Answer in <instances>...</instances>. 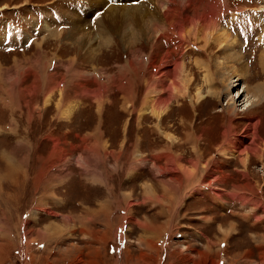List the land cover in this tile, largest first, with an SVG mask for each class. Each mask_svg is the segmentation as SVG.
<instances>
[{
  "label": "rangeland",
  "instance_id": "obj_1",
  "mask_svg": "<svg viewBox=\"0 0 264 264\" xmlns=\"http://www.w3.org/2000/svg\"><path fill=\"white\" fill-rule=\"evenodd\" d=\"M207 1L198 4L218 24L212 39L207 30L160 38L150 25L125 40L102 23L113 12L122 20L132 1L0 0V264H255L242 254L243 230L232 251L225 240L204 244L217 224L198 213L224 205L231 217L243 206L229 210L224 189L209 191L228 176L260 183L264 195V93L246 109L253 91L238 97L264 85V0ZM229 16L237 24L225 26ZM225 31L235 44L216 40ZM177 61L189 90L158 119L147 84Z\"/></svg>",
  "mask_w": 264,
  "mask_h": 264
},
{
  "label": "bare ground",
  "instance_id": "obj_2",
  "mask_svg": "<svg viewBox=\"0 0 264 264\" xmlns=\"http://www.w3.org/2000/svg\"><path fill=\"white\" fill-rule=\"evenodd\" d=\"M91 1H92V3H91ZM94 1L95 0H88V2H90L93 5L95 4ZM97 1H98V3H101V0H97ZM156 1H157V3H155V7H153L154 4H153L152 0H145V1L141 0V1H136L134 3H130L129 2V5L126 4V3L122 4V6L119 5L124 10V16L120 17L122 20H118L117 18H113V16H114V12H113L112 14L108 15V17L110 18L108 20V22L107 23H105V22L102 23L103 29L108 27L111 30L113 29L114 32H118V33H120L122 35L124 33V36H123L124 39H125V37H127L126 36L127 34H130L133 37L134 36L137 37V35H139L141 31H145L147 29V26H149V28H150V25L152 27V28H150L151 32L154 35L155 34L158 35V37H160V38H161L160 31H163V34H165L166 36H171V34L173 33V34L179 35L180 37H187L189 34H191V36H192V32H201L203 30H207L208 31V37L212 36L211 37V39H212L214 37V35H215V30L219 29L218 24L212 18V15L210 13H208V9H207V5L208 4L205 5V3H204L205 6L199 5L198 4L199 0L198 1L197 0H156ZM176 1H178L179 3L175 4ZM206 2H208V1L206 0ZM166 3H168V4H166ZM169 3H171L174 6L173 7L172 6H168V5H170ZM201 4H203L202 1H201ZM155 8L158 10L157 12H161V17L163 19V22L160 21L161 18L159 20L157 19V23H155V26H154L150 22L152 20H155L154 19V9ZM116 9H117V7H116ZM116 9L114 8V9H112V11L116 10ZM118 9H119V7H118ZM217 19H218V16H217ZM84 27L85 26H83L82 31L85 30ZM134 27L137 28L138 32H136L135 29H134L135 31H133ZM156 27H158V28L156 29ZM100 28H99V30H103L102 27H100ZM150 29H148L147 31H149ZM111 30H109V31H111ZM147 31L145 33H147ZM225 32H219L218 34H216V37H215L216 40L218 39V41H222V42L224 41L225 42L224 46H226V47H228L227 39H229V41L231 40L230 42L232 44H235L236 42L233 41L229 37L227 32L226 33ZM135 33H137V34H135ZM74 35H76V34H74ZM147 35H148V33H147ZM87 38H88V35L85 36L83 39L85 41H87ZM213 40L216 42L215 39H213ZM225 50H226V48H225ZM138 55H140L139 52L135 53V55L133 57L134 60H139L140 59V58L138 59V57H139ZM230 55L231 56H229V55L228 56L229 57L233 56V57H235L234 59L240 57L239 54L234 53V49H233V52L232 51L230 52ZM166 58H170L169 49L166 52ZM260 58H261V61H259L258 64H259V66L261 65V69H264V53L260 54ZM202 60H204V59H202ZM231 60H233V58ZM166 62H171V60H166ZM198 62L203 63V61H200V60H198ZM143 63H145V62H143ZM139 64H141V63H139ZM144 65L145 64H143V66ZM227 65L224 68V70L226 68H232L231 66H227ZM219 67H221V66H219ZM68 68H70V67H68ZM124 69H125V66H120V70L121 71H124ZM185 69H186L185 63L177 61L176 64H175L174 72L168 71V72H166V74L163 77V79H155V82H152L151 84H147V85H149V89H148V94H146V100L148 102V104L146 103V105L150 106L151 108H153L152 112H154L157 115L158 119H161L163 117L162 116L163 112L161 110H163L165 107H166V109L168 108V110H169V105L171 104L170 101L172 99L173 100H178L180 98V96H185L186 95L184 91L189 90L188 88H189V83L191 81V78L187 76V73H186ZM232 69L236 70V71L240 70V69H237V68H232ZM70 70H71V68H70ZM246 70H247L246 67L245 68L241 67V70L239 72H246ZM225 72L227 73V70ZM166 76L168 78H166ZM224 77H225V75H224ZM157 78H158V76H157ZM228 81L229 80L226 77L225 82H223L224 86L226 84V86H225L226 90L229 89V82ZM261 84H262L261 82L260 83L258 82L254 86L253 85L244 86L242 94L240 96H238L239 98H241L242 95H244V93H246V95H248L249 94V90L253 91V93H251V95H252V96H250L251 99L249 98L248 100H246V102L247 103L249 102V104L247 105V107H245L243 109L251 107L254 103L258 104L260 102V100L263 98V93L264 92L262 90L264 89V85L263 84L261 85ZM104 86H105V83H100V88L102 87V88L105 89ZM166 88H168V90L170 92L169 93L170 95H168L169 96L168 98H166V97L163 98L159 94L164 92V91H166L167 90ZM178 88H183V89H178ZM164 89H166V90H164ZM182 92H184V93H182ZM215 92H217V91H215ZM129 93H131V92H129ZM154 93H155V95H153ZM210 93L212 94V96H210V98L219 97V94H220V93H218L216 95L213 91L210 92ZM196 95H197L196 96L197 99H201V97L204 96V94H203V92H202V90L200 88L197 89ZM192 96H194V95H192ZM193 102L191 100V102H190L191 105H194ZM99 104H101V102ZM131 105H129V106H131ZM235 106H236V102L233 100V101H231V103L227 104L226 109L227 110H234ZM182 107H183V105H182ZM255 125L256 124L253 123L252 126L249 129L255 128ZM234 147H235V145H234ZM195 152H196V154H200L199 150L195 151Z\"/></svg>",
  "mask_w": 264,
  "mask_h": 264
},
{
  "label": "crops",
  "instance_id": "obj_3",
  "mask_svg": "<svg viewBox=\"0 0 264 264\" xmlns=\"http://www.w3.org/2000/svg\"><path fill=\"white\" fill-rule=\"evenodd\" d=\"M225 182V184H215L216 189L212 188V190L209 191H211L212 194L214 192L215 195L218 196L219 192L221 195L223 192L219 191V189H224L225 194H227L226 196H224L226 198L224 199L225 208L228 207L229 210L232 208L231 205L240 203L243 206L239 207V210L234 211L232 213L233 216L231 217L224 212V208L222 207L224 205H220V207L222 208L221 211H211V215H209V213L208 215L203 214L202 212L198 213L201 219H209L208 222L212 223L211 225H213L214 223L217 224V229L214 231L212 230V234L204 235V238L206 240L204 244L209 245L210 248L213 249V247L215 248V240H225L227 241V243H225V245L227 244V249L229 248L228 250L232 251L235 249V244L237 243L239 239L238 237L241 235L243 230L245 231V233H247V240L249 241H247L245 244L243 243V245L245 246L241 248L242 254L246 256L248 260H250L252 256L254 258H257L254 261L255 264H264V222L262 221L264 213L263 208L259 207L261 201L264 200V195L260 191V183H254L247 180L244 182H238L233 178H230V176L227 177V180ZM225 215L228 216L226 217ZM219 219L224 220L220 222ZM241 219H257L260 222L256 225V221H254L252 224L253 226L249 227ZM231 251L229 252V256H232L231 254L233 252L231 253Z\"/></svg>",
  "mask_w": 264,
  "mask_h": 264
}]
</instances>
